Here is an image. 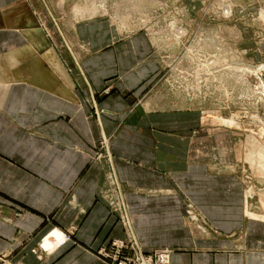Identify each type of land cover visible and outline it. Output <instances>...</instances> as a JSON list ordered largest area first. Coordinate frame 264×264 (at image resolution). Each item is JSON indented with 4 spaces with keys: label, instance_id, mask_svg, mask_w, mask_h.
<instances>
[{
    "label": "crops",
    "instance_id": "obj_1",
    "mask_svg": "<svg viewBox=\"0 0 264 264\" xmlns=\"http://www.w3.org/2000/svg\"><path fill=\"white\" fill-rule=\"evenodd\" d=\"M40 1L0 0V264H107L131 238L170 264H264V198L208 175L219 157L166 103L152 37Z\"/></svg>",
    "mask_w": 264,
    "mask_h": 264
},
{
    "label": "rangeland",
    "instance_id": "obj_2",
    "mask_svg": "<svg viewBox=\"0 0 264 264\" xmlns=\"http://www.w3.org/2000/svg\"><path fill=\"white\" fill-rule=\"evenodd\" d=\"M52 1L62 17L77 5L78 17L106 16L126 35L147 32L159 55L156 85L169 95L166 103L199 118L198 127L191 119V132L206 133L207 156L219 157L215 168L207 165L208 175L242 184L255 211L263 209L264 0ZM227 146L228 156L222 153Z\"/></svg>",
    "mask_w": 264,
    "mask_h": 264
},
{
    "label": "built area",
    "instance_id": "obj_3",
    "mask_svg": "<svg viewBox=\"0 0 264 264\" xmlns=\"http://www.w3.org/2000/svg\"><path fill=\"white\" fill-rule=\"evenodd\" d=\"M125 224L129 226L130 222L126 220ZM60 235L62 236L54 235L53 241L45 240V244H50V248H54L66 244L71 239L64 234ZM41 247L46 249L43 244ZM100 255L107 264H170L171 261V250L161 248L151 253H144L134 238H131L128 244L124 241H114L109 249L101 250Z\"/></svg>",
    "mask_w": 264,
    "mask_h": 264
},
{
    "label": "bare ground",
    "instance_id": "obj_4",
    "mask_svg": "<svg viewBox=\"0 0 264 264\" xmlns=\"http://www.w3.org/2000/svg\"><path fill=\"white\" fill-rule=\"evenodd\" d=\"M60 236H62V235H60ZM59 238H62V237H59ZM63 240V239H62ZM61 240V241H62ZM46 242H44L43 243V246L46 248V250H48L51 246H50V244H45Z\"/></svg>",
    "mask_w": 264,
    "mask_h": 264
}]
</instances>
